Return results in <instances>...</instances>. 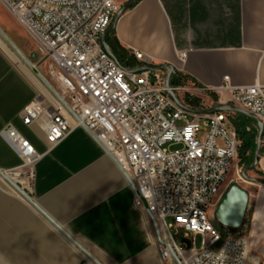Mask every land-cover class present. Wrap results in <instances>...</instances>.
<instances>
[{
  "label": "built area",
  "instance_id": "built-area-1",
  "mask_svg": "<svg viewBox=\"0 0 264 264\" xmlns=\"http://www.w3.org/2000/svg\"><path fill=\"white\" fill-rule=\"evenodd\" d=\"M1 2L35 43L50 82L75 115L48 89L24 108V125L43 124L47 152L69 136L73 118L132 180L136 206L159 224L164 264H178L173 253L181 264H246L248 236L223 232L211 214L227 190L233 165L238 166L241 138L230 113H191L169 95L166 71L131 74L110 56L101 39L121 8L116 0ZM134 56L144 62L143 53ZM171 88L177 95L183 89ZM222 89L230 94V104L264 123V85L228 82ZM1 135L22 159L18 169L5 172L32 196L35 165L44 154L12 125ZM168 143L182 148L169 151ZM168 218L184 230L180 242Z\"/></svg>",
  "mask_w": 264,
  "mask_h": 264
},
{
  "label": "crops",
  "instance_id": "crops-1",
  "mask_svg": "<svg viewBox=\"0 0 264 264\" xmlns=\"http://www.w3.org/2000/svg\"><path fill=\"white\" fill-rule=\"evenodd\" d=\"M116 1L122 6L129 0ZM1 9L8 10L0 0V22ZM114 38L136 63H141L134 56L139 51L143 64L172 65L189 90L213 93L220 102L230 100L222 89L228 82L264 85V0H140L122 14ZM15 62L22 68L0 46V168L10 171L22 165L1 135L12 125L44 154L35 165L32 196L96 258L103 264H164L154 219L136 206L126 174L85 128L70 118L72 132L47 152L43 124H23L22 111L47 88L32 68ZM257 170L264 176V134ZM242 189L247 197L242 220L228 231L248 236L246 264H264V183ZM218 205L211 214L227 232L215 217ZM0 213L16 227L0 224L7 252L19 264H37L27 256L22 238L43 243V235L30 232L32 223L21 207L1 198ZM0 264L5 263L0 259Z\"/></svg>",
  "mask_w": 264,
  "mask_h": 264
},
{
  "label": "rangeland",
  "instance_id": "rangeland-1",
  "mask_svg": "<svg viewBox=\"0 0 264 264\" xmlns=\"http://www.w3.org/2000/svg\"><path fill=\"white\" fill-rule=\"evenodd\" d=\"M1 13L3 18L0 22V29L12 40V42L24 53V55L49 80L48 64L44 61L35 43L31 40L26 31L15 19V17L9 12V10L1 9ZM0 46L8 53L12 61L17 66L22 68V66L15 62V60L23 62L25 66L30 67L19 56V54H17V52L8 44V42L3 38L1 34ZM181 81V86L183 89L178 94V96L180 100L185 104H188V98H200L199 105L201 108H210L218 104H230V102L227 101H216L214 95L200 92L198 93L194 90H189V88H191L190 85H188L184 79H182ZM43 86L44 88H46L44 84ZM165 148H167L169 151H176L181 149L182 146L168 143L165 145ZM237 163L238 166L233 165L232 171L230 173L227 190L232 184H237L240 187L247 189H252L256 186V183H251L243 177V171L249 177H264L258 172L257 168L253 171H248L245 169L251 166L254 161L251 160V153L246 151L242 147V141ZM12 190V187H10L8 183L4 182L2 178H0V198L4 201H9L10 203L21 207L23 211H25L29 221H31L32 223L30 232L33 229H36L38 231V234L41 233V235H43L44 237L43 243H41L40 241L35 242L33 238L29 236H27L26 238H22V241L24 242V249H26L25 252H27V256L30 255L29 257L36 258V260L38 261L37 264H79L82 258L88 260V258L64 234H62L48 220H46L30 203H26L25 201L21 200L19 196ZM175 222L176 221L174 218L167 219V223L174 225L172 232L176 233L178 231L180 233L176 236V239L180 242L183 238L184 230L182 228L176 227ZM0 224H3L9 229L15 230L16 228L14 227V223L10 221V219L1 216V213ZM185 241H187V243H190L189 240ZM197 245H201L200 237L197 238ZM57 251L59 253V256L56 253ZM26 257L25 259L27 260ZM0 259L3 260L5 264H19L16 255L7 252L1 239ZM23 264L27 263L24 262Z\"/></svg>",
  "mask_w": 264,
  "mask_h": 264
},
{
  "label": "water",
  "instance_id": "water-1",
  "mask_svg": "<svg viewBox=\"0 0 264 264\" xmlns=\"http://www.w3.org/2000/svg\"><path fill=\"white\" fill-rule=\"evenodd\" d=\"M139 1L140 0H129L128 2L123 4L121 6L120 10L115 14V17H114V20H113L111 26L108 28L106 33L102 36L101 42H102L104 49L107 51V53L110 56H112L117 61H118L117 55L114 53L111 46L107 42V39H106L107 35L114 32L116 25L118 23V20L120 19L122 14L127 9H129L130 7L137 4ZM0 34L8 42V44L21 56V58L26 62V64L28 66H30L35 71L36 75L42 81V83L45 85V87L58 100H60L65 105V107L71 112L68 104L62 98V96L56 90V88L53 86V84L40 72V70L24 55V53L12 42V40L1 29H0ZM124 69L131 74L143 73V72L166 71V86L168 88L169 95L174 99V101L181 108H183V109H185L191 113L198 114V115H207V114H213L216 112H228V113H234V114H243V115L255 120L257 122V127H258V137H257V143H256L255 152H254V163L245 169L248 171H253L254 169H256L258 167L260 155H261V149H262V142H263L264 123L262 121H260L255 115H253L252 113H250V112H248L242 108L234 106L233 104H218V105L210 107V108H198V107H192L190 105L185 104L184 102H182L180 100L178 95L171 88V77L175 73V68L172 65H169V64L147 65L146 64V65H142V66H139L137 68H132V69L124 67ZM88 132L91 134L90 131H88ZM106 152H108V151H106ZM108 154H110V153L108 152ZM124 173L126 174L125 171H124ZM0 175L8 184H10L12 186V188L16 192H18L25 200H27L46 220H48L57 230H59L62 234H64L87 258H89L94 264H103L81 242H79L73 235H71L58 221H56L50 214H48L40 206V204L34 199L33 196L28 194L16 181H14L1 168H0ZM126 176L129 180L130 184L132 185V187L135 188L132 180L128 177L127 174H126ZM243 177L251 183H256V184H263L264 183V177H249L245 174L244 171H243ZM246 198L247 197H246L243 189L237 184H232L228 188V190L225 192V194L223 195V197H222V199L218 205V208L215 212V217L218 220V222H220L222 224V228L224 230L228 231V228H235L239 225V223L242 220ZM154 222H155V227H156V231L158 233V236L162 240L159 224L155 220H154ZM173 255H174L177 263L181 264V261L179 260V258L174 253H173Z\"/></svg>",
  "mask_w": 264,
  "mask_h": 264
},
{
  "label": "trees",
  "instance_id": "trees-1",
  "mask_svg": "<svg viewBox=\"0 0 264 264\" xmlns=\"http://www.w3.org/2000/svg\"><path fill=\"white\" fill-rule=\"evenodd\" d=\"M106 39L114 53L117 55L118 61L122 63L125 67L137 68L143 65V63H136L133 58L127 54V52H125L120 46H118L114 38V32L108 34ZM181 80L182 77H180L175 71V73L171 77V84L174 86H181ZM210 94L214 95L213 93ZM214 98L216 99V101H218L215 95ZM199 102L200 98H188L187 103L192 107H200ZM232 121L241 138L242 147L246 151L251 153V160L254 161V152L258 137V129L256 126V122L243 114H236L234 117H232Z\"/></svg>",
  "mask_w": 264,
  "mask_h": 264
},
{
  "label": "bare ground",
  "instance_id": "bare-ground-1",
  "mask_svg": "<svg viewBox=\"0 0 264 264\" xmlns=\"http://www.w3.org/2000/svg\"><path fill=\"white\" fill-rule=\"evenodd\" d=\"M18 54V53H17ZM20 56V55H19ZM21 57V56H20ZM14 181H16V177L15 176H13V175H11L10 176ZM11 186V185H10ZM12 187V186H11ZM14 190V189H13ZM15 191V190H14ZM16 192V191H15ZM16 193H18V192H16ZM19 194V193H18ZM19 196H21L20 194H19ZM22 197V196H21ZM23 198V197H22ZM88 260L92 263V261L88 258Z\"/></svg>",
  "mask_w": 264,
  "mask_h": 264
}]
</instances>
